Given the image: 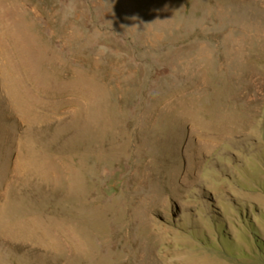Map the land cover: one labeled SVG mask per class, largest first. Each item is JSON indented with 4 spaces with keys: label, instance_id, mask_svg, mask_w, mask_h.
I'll return each mask as SVG.
<instances>
[{
    "label": "rangeland",
    "instance_id": "1",
    "mask_svg": "<svg viewBox=\"0 0 264 264\" xmlns=\"http://www.w3.org/2000/svg\"><path fill=\"white\" fill-rule=\"evenodd\" d=\"M264 0H0V264H264Z\"/></svg>",
    "mask_w": 264,
    "mask_h": 264
},
{
    "label": "trees",
    "instance_id": "2",
    "mask_svg": "<svg viewBox=\"0 0 264 264\" xmlns=\"http://www.w3.org/2000/svg\"><path fill=\"white\" fill-rule=\"evenodd\" d=\"M259 248H260L261 252H263V254H264V251H263V249H261V247H259Z\"/></svg>",
    "mask_w": 264,
    "mask_h": 264
}]
</instances>
